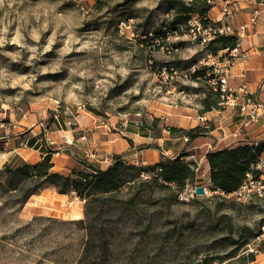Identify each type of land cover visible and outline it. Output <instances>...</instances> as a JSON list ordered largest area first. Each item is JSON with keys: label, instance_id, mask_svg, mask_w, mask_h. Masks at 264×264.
Wrapping results in <instances>:
<instances>
[{"label": "rangeland", "instance_id": "rangeland-1", "mask_svg": "<svg viewBox=\"0 0 264 264\" xmlns=\"http://www.w3.org/2000/svg\"><path fill=\"white\" fill-rule=\"evenodd\" d=\"M179 2L0 0V264H76L82 251L85 231L76 220L83 214L75 216L83 212L84 200L47 186L24 201L34 182L19 181L3 170L24 162L19 154L32 152L23 137L32 127L34 137L40 138L38 151L50 150L53 163L88 166L98 157H84L87 139L95 151L104 136H121L128 127L152 122L161 106L194 107L211 94L204 79L179 77L169 85L156 71L162 65L184 70L213 46L175 36L161 45L155 32L163 24L181 21ZM194 8L192 14L202 16L199 7ZM17 130L23 131L22 137L7 141ZM204 149L188 157L195 173L192 180L169 190L142 188V200L149 207L141 220H151L160 233L142 241L134 229L120 237L124 249L119 253L117 248L115 254L120 264H142L145 253L157 254L153 262L160 264H189L204 257L213 264L261 260L264 203L257 198L241 202L214 190L202 159ZM37 159L34 151V163ZM186 184L204 186L206 192L187 196Z\"/></svg>", "mask_w": 264, "mask_h": 264}, {"label": "trees", "instance_id": "trees-1", "mask_svg": "<svg viewBox=\"0 0 264 264\" xmlns=\"http://www.w3.org/2000/svg\"><path fill=\"white\" fill-rule=\"evenodd\" d=\"M179 1L181 7L179 10L184 12V17L181 21L173 20L167 25L163 24L166 30L171 33L181 32L180 25H183L186 19L196 11L194 4L199 7L202 17H207L206 13L211 7L207 0H190L188 6L184 4V0ZM155 33L165 36L160 27ZM234 43L235 36H219L211 40L210 44L213 46L210 47V50L216 52L231 47ZM196 74L201 77V80L204 79V70H198ZM219 101V93L211 89V94L203 96L201 100V112L218 107ZM152 119V122L139 124V126L157 129L160 120L157 117ZM167 129L170 134L181 133V135H188L191 139L204 131L201 126L189 129L168 126ZM27 144L36 149L41 148L36 142V137L29 138ZM263 150L264 142L257 141V144L243 143L207 151L205 158L209 165L210 186L214 190L224 193L235 190L247 172H253L255 175L259 173L258 170L252 168V165L258 160ZM42 153H44L42 158L35 163L24 161L15 167L5 165L3 170L8 173V176H17L19 181L34 182L33 187L24 193V201L47 186L53 187L58 193L74 195L78 199L84 200L83 218L76 221L85 231V238L76 264H120L115 254L118 252L117 248L120 253V248L124 249V247L118 241L120 237L132 234L134 229H138L134 235H137L138 239L142 241L146 236H158L160 230L152 225L151 220H148L147 224L141 220L149 207L147 200H142L141 195L144 193L142 188L145 185H155L157 188L169 190L172 184L183 185L185 181L192 180L195 175L193 163L184 158L185 153L169 158L163 157L158 162L145 167L137 166L124 160L120 155L114 154L112 164L105 169L91 166L89 172L73 170L69 173L52 170V152L47 150ZM154 166L160 167L159 179L140 177L141 170H150ZM123 188H126L127 191L121 193ZM188 227L193 228L192 224ZM156 255L150 256L149 253H145L141 263L160 264L153 262ZM248 258L253 260V254L250 253ZM222 262L221 260L220 263ZM188 263L213 264L207 257L193 258ZM222 264L231 263L224 262Z\"/></svg>", "mask_w": 264, "mask_h": 264}, {"label": "crops", "instance_id": "crops-1", "mask_svg": "<svg viewBox=\"0 0 264 264\" xmlns=\"http://www.w3.org/2000/svg\"><path fill=\"white\" fill-rule=\"evenodd\" d=\"M226 3H229L233 12L231 15L223 17L222 7ZM255 6L253 0H212L211 7L207 11L206 16L212 20H220L223 18L231 25L237 26L248 19ZM259 8H262V11L259 14L257 24L243 36L241 41V46L247 51L248 57L245 61L235 63L234 66H232L231 77L228 82L229 85L235 88L245 84L248 91L251 92L252 98L264 102V10L263 6ZM201 109L202 103L200 98L198 104H195L194 107L187 104H166L165 106H161V108H158L157 112L153 114L154 117L160 120L157 129L148 126L140 127L139 124L131 126L130 128L128 127L126 128V132L121 136H104L103 139L101 138L100 143L95 144V151L90 148L91 141L87 139L82 148V151L86 153L84 157L93 158L95 155L98 157L92 163L88 161V163H91L89 164L90 166H85L76 161H64L59 164L54 161L52 169L59 172L66 168L74 169L75 171L89 172L91 171V165L99 169H105L108 167L109 162L113 160L114 154L120 155L121 158L130 163L137 162L139 165L144 163L146 166L158 162L163 157H172L180 153H185L186 155L184 158L190 160L188 157L195 156L197 154L196 150L204 147L202 159L204 158L207 165V179L210 185L209 165L205 159V153L208 150H215L217 148L243 143L252 144L255 141L264 140V113L259 117L257 122L243 128L238 137H233L231 132L241 121L237 107L218 106L212 107L206 112H201ZM200 115L203 116L204 120L198 118ZM168 126L183 129L201 126L204 128V131L200 135L192 138L190 142H185V140H182L181 136H176L175 138L170 137L167 129ZM22 133V130H17L11 135L13 137H7V141L11 139H20ZM104 134L107 133L104 132ZM184 136L185 135H183V138ZM23 137H26L27 140L29 138L34 139V127L30 129V135H23ZM39 139L40 138L36 137V142H38ZM176 140H178V142L174 144L172 141ZM99 145L100 148H98ZM26 147L32 150V152L25 157L23 154L19 155L29 163H34V151H37V161L44 155V153L38 151V149L34 150V147L27 145ZM22 148L23 147H17V150ZM192 150H194V153L191 152ZM260 158H264V150ZM51 188L55 190L53 187ZM27 200H29V198ZM82 214L83 212L81 209L80 212H78L79 216L75 217L79 218ZM262 254L261 260L256 264H264V252ZM250 264H253V262Z\"/></svg>", "mask_w": 264, "mask_h": 264}, {"label": "built area", "instance_id": "built-area-1", "mask_svg": "<svg viewBox=\"0 0 264 264\" xmlns=\"http://www.w3.org/2000/svg\"><path fill=\"white\" fill-rule=\"evenodd\" d=\"M190 1V0H184ZM255 7L252 9L250 16L246 21L241 22L237 26L231 25L223 18L220 20L207 19L208 17H202L197 14H191L183 25H180V33L169 32L164 25L160 26L164 35H158V40L163 44L165 39L169 36L186 37L189 41L199 44L201 46L208 44L211 40L219 36H235V43L233 46L218 50L216 52H205L199 56L194 62H192L186 69L179 71L178 68L173 66H157L156 71L158 74L163 75L162 81L171 85V79H177L179 77L188 78L193 75V80H198L201 77L197 75L198 70H204V80L210 86L213 91L219 93L221 107H237L241 121L239 125L232 131L233 137H238L241 134L243 128L248 127L252 123L257 122L259 117L264 113V102L258 99L252 98L251 92L248 91L245 84L235 88L229 85V78L231 77V69L235 63L243 62L247 59V51L242 48L241 41L243 36L248 31L252 30L258 22V17L263 6L264 0H253ZM212 3V0H207ZM223 17L232 14L233 9L229 3H226L222 7ZM148 35H152L148 32ZM196 74V75H195ZM173 88V86H172ZM239 100V101H238ZM200 120H204L203 116H198ZM15 126V124H13ZM27 143V142H26ZM257 144V141L253 142ZM137 165L138 163L135 162ZM144 164V163H142ZM139 165V164H138ZM264 167V158H258V160L252 165L254 170H258L259 173L255 175L253 172H247L241 184L232 192L224 193L218 191L225 197H231L241 202H248L254 198L261 200L264 203V175L262 169ZM160 167L154 166L150 170H141L140 176L144 179L158 178ZM172 186H176L172 184ZM196 184H186L185 189L187 196L195 195ZM204 187V186H203ZM205 188V187H204ZM206 190V188H205ZM182 194H180V198ZM260 236L264 235V221L261 224Z\"/></svg>", "mask_w": 264, "mask_h": 264}, {"label": "water", "instance_id": "water-1", "mask_svg": "<svg viewBox=\"0 0 264 264\" xmlns=\"http://www.w3.org/2000/svg\"><path fill=\"white\" fill-rule=\"evenodd\" d=\"M205 192H206V190L203 186H196L195 187V193L196 194H204Z\"/></svg>", "mask_w": 264, "mask_h": 264}]
</instances>
